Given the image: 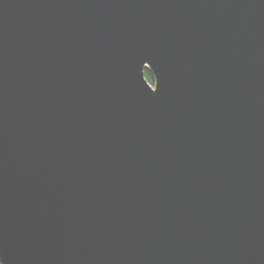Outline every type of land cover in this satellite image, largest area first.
<instances>
[{
    "label": "water",
    "instance_id": "water-1",
    "mask_svg": "<svg viewBox=\"0 0 264 264\" xmlns=\"http://www.w3.org/2000/svg\"><path fill=\"white\" fill-rule=\"evenodd\" d=\"M0 259L264 264V0H0Z\"/></svg>",
    "mask_w": 264,
    "mask_h": 264
},
{
    "label": "trees",
    "instance_id": "trees-1",
    "mask_svg": "<svg viewBox=\"0 0 264 264\" xmlns=\"http://www.w3.org/2000/svg\"><path fill=\"white\" fill-rule=\"evenodd\" d=\"M145 77L149 83H152V76L148 72H145Z\"/></svg>",
    "mask_w": 264,
    "mask_h": 264
},
{
    "label": "clouds",
    "instance_id": "clouds-1",
    "mask_svg": "<svg viewBox=\"0 0 264 264\" xmlns=\"http://www.w3.org/2000/svg\"><path fill=\"white\" fill-rule=\"evenodd\" d=\"M0 264H4L3 259H0Z\"/></svg>",
    "mask_w": 264,
    "mask_h": 264
}]
</instances>
